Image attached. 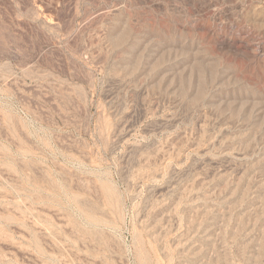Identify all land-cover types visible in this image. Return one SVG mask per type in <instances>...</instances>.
Instances as JSON below:
<instances>
[{
    "label": "rangeland",
    "instance_id": "rangeland-1",
    "mask_svg": "<svg viewBox=\"0 0 264 264\" xmlns=\"http://www.w3.org/2000/svg\"><path fill=\"white\" fill-rule=\"evenodd\" d=\"M0 264H264V0H0Z\"/></svg>",
    "mask_w": 264,
    "mask_h": 264
}]
</instances>
